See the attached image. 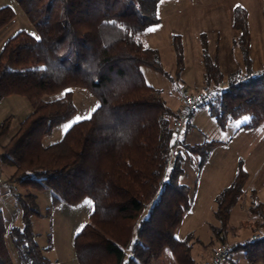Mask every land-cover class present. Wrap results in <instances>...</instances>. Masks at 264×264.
<instances>
[{"label": "trees", "instance_id": "obj_1", "mask_svg": "<svg viewBox=\"0 0 264 264\" xmlns=\"http://www.w3.org/2000/svg\"><path fill=\"white\" fill-rule=\"evenodd\" d=\"M16 1L36 34L21 30L4 44L0 100L24 95L33 109L8 142L0 143V169L11 167L5 179L22 189L5 199L13 198L20 207V224L8 226L0 207V264H14L8 236L21 264L50 263L32 225V216L42 215L36 192L47 189L52 205L93 200V211L75 238L79 264H153L167 249L176 264H196L190 236H176L192 203L190 187L180 182V154L169 167L178 143L174 124L179 113L173 114L144 73V68L164 72L159 50L141 38L159 22L160 0ZM246 15L244 8H236L234 28L240 34L234 43L243 53L246 73H233L224 87L203 37L204 85L215 92L207 105L222 126L244 115L250 118L243 124L247 128L264 122V70L251 68ZM14 18L11 6L0 7V30ZM174 42L181 68L178 36ZM75 86L89 89L99 107L90 119L69 127L62 139L45 145L44 136L76 112L71 90ZM51 93L63 94L46 99ZM10 126V117L0 122V142ZM216 143L186 148L204 162ZM248 179L241 161L234 180L216 198L220 241L228 242L224 232ZM249 212L254 236L232 244L233 251L244 249L251 262L264 263V201L257 199L255 190Z\"/></svg>", "mask_w": 264, "mask_h": 264}, {"label": "rangeland", "instance_id": "obj_2", "mask_svg": "<svg viewBox=\"0 0 264 264\" xmlns=\"http://www.w3.org/2000/svg\"><path fill=\"white\" fill-rule=\"evenodd\" d=\"M3 6H11L15 11V18L0 30V52L6 37L10 39L21 30L36 34L35 27L16 0H0V7ZM237 7L244 8L247 14L251 68L254 72L264 70V0L159 1L157 11L159 22L142 32L141 38L148 46L159 50L164 72L144 68V73L147 81L157 89L173 114L180 112L184 91L195 92L205 86L203 37L207 42L211 59L218 64L223 74L222 87L227 85L233 73H246L243 53L234 43L240 34L234 28ZM176 36L182 44L181 68L174 42ZM71 90L76 112L44 136L45 145L62 139L69 128L65 131V127L70 122L77 116H86L99 104L98 98L86 87L75 86ZM62 94L51 93L45 98L54 99ZM32 109L31 102L24 95H10L0 103V122L7 117L11 118L10 129L2 136L1 144L8 142L17 132L20 123ZM245 117L249 116L244 115L222 126L211 114L210 106L204 105L187 119L181 141L173 150L169 167H173L176 157L180 154L183 169L180 182L190 187L192 199V210L185 214L183 222L176 230V236L181 239L190 236L192 256L196 264H204L210 251L221 242L216 234V230L221 228V223L215 214L216 198L234 180L241 161L251 176L245 184L242 198L231 211L224 233L231 244L254 236L255 227L249 212V202L252 190H255L257 199L264 201V123L257 128H247L243 125L246 122ZM208 141H218V143L211 149L204 162L198 153L186 148L187 145ZM2 166L3 176L6 178L9 174L4 169L6 166ZM36 194L37 208L42 215H33L32 225L38 244L43 248L45 256L50 259L49 264H79L75 238L93 211V200L86 197L74 206L63 203L52 205L49 189ZM86 199L92 202L91 205L83 206ZM0 207L3 209L8 226H11V223H21L18 204L4 200L0 202ZM49 208L51 211L48 214ZM7 244L14 264H21L9 236ZM167 253H170L169 249L162 257ZM170 264L176 263L171 259ZM226 264L264 263L251 262L246 257L244 249H237L233 251Z\"/></svg>", "mask_w": 264, "mask_h": 264}, {"label": "built area", "instance_id": "obj_3", "mask_svg": "<svg viewBox=\"0 0 264 264\" xmlns=\"http://www.w3.org/2000/svg\"><path fill=\"white\" fill-rule=\"evenodd\" d=\"M215 97V92L208 86L195 92H183L182 106L174 124V134L179 143L181 141L184 124L187 119L200 107L209 104ZM19 186L13 182H7L0 169V202L19 193ZM257 237V236H256ZM233 253V245L229 242H219L208 261L205 264H226Z\"/></svg>", "mask_w": 264, "mask_h": 264}, {"label": "crops", "instance_id": "obj_4", "mask_svg": "<svg viewBox=\"0 0 264 264\" xmlns=\"http://www.w3.org/2000/svg\"><path fill=\"white\" fill-rule=\"evenodd\" d=\"M7 38H9V37H6L5 38V41H3L2 42V48H3V46H4V44L6 43V41L8 40ZM7 97H9V96H6V97H4V98H2L1 100H0V103L5 99V98H7ZM180 110H181V107H180ZM179 110V111H180ZM262 123H264V122H262ZM261 123V124H262ZM5 171L10 175L11 174V172H12V168L11 167H9V166H6L5 168ZM2 170V169H1ZM248 171V170H247ZM2 173H3V170H2ZM248 173H249V177L251 176V174H250V172L248 171ZM8 175V176H9ZM256 180V178L253 180V182ZM7 201H10L11 203H15V201H14V199L13 198H9V199H7ZM13 201V202H12ZM16 204V203H15ZM192 210V208L190 207V209L187 211V213L186 214H188V213H190V211ZM185 217V216H184ZM184 220V219H183ZM183 222V221H182ZM14 223H11V225H13ZM213 250H214V248L210 251V253L207 255V258H206V260H205V262L206 261H208L209 259H210V257H211V255H212V253H213ZM171 253V252H170ZM170 253H167V255L166 256H164V257H161L155 264H166V262H169L168 264H170L171 263V259H172V261L174 262V263H176L175 262V259H174V257H173V255L172 254H170ZM170 258V259H169ZM205 264V263H204Z\"/></svg>", "mask_w": 264, "mask_h": 264}, {"label": "snow or ice", "instance_id": "obj_5", "mask_svg": "<svg viewBox=\"0 0 264 264\" xmlns=\"http://www.w3.org/2000/svg\"><path fill=\"white\" fill-rule=\"evenodd\" d=\"M35 38L37 39V40H39L40 39V37L39 36H35ZM67 91H70V90H67ZM99 107V105L97 104L92 110H91V112H89L86 116H83V117H81V116H77L75 119H74V121H72V122H70L66 127H65V131L67 130V128L68 127H71V124L72 123H76V122H78L79 120H81V119H90L91 118V113L92 112H95L96 111V108H98ZM248 119H250L249 117H245L244 118V121H247ZM239 123V122H238ZM91 201L90 200H85L84 202H83V206H88V205H91Z\"/></svg>", "mask_w": 264, "mask_h": 264}]
</instances>
